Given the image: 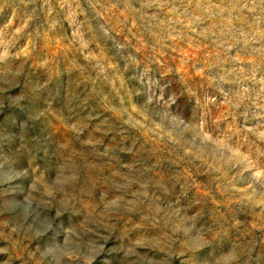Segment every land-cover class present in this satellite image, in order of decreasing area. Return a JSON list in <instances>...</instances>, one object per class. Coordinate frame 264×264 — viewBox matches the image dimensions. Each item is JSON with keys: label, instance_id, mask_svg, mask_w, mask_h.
I'll list each match as a JSON object with an SVG mask.
<instances>
[{"label": "clouds", "instance_id": "clouds-1", "mask_svg": "<svg viewBox=\"0 0 264 264\" xmlns=\"http://www.w3.org/2000/svg\"><path fill=\"white\" fill-rule=\"evenodd\" d=\"M0 264H264V0H0Z\"/></svg>", "mask_w": 264, "mask_h": 264}]
</instances>
